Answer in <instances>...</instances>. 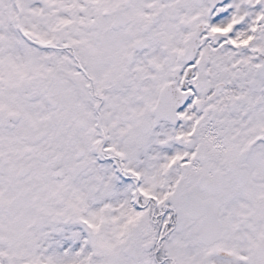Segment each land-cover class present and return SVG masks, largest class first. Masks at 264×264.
I'll use <instances>...</instances> for the list:
<instances>
[{"label":"snow or ice","instance_id":"6c2138e0","mask_svg":"<svg viewBox=\"0 0 264 264\" xmlns=\"http://www.w3.org/2000/svg\"><path fill=\"white\" fill-rule=\"evenodd\" d=\"M0 264H264V0H0Z\"/></svg>","mask_w":264,"mask_h":264}]
</instances>
